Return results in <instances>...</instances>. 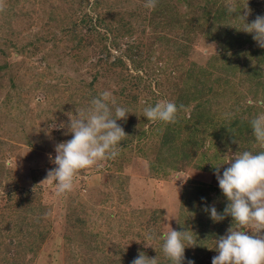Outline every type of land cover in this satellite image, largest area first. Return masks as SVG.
<instances>
[{
  "label": "rangeland",
  "instance_id": "1",
  "mask_svg": "<svg viewBox=\"0 0 264 264\" xmlns=\"http://www.w3.org/2000/svg\"><path fill=\"white\" fill-rule=\"evenodd\" d=\"M146 2L0 0V264H131L140 252L171 264L168 226L197 239L184 264L218 255L213 240L233 220L203 211L228 203L215 168L222 176L229 156L264 151L249 123L264 113V48L228 8L243 15L247 4L250 23L264 0ZM105 90L129 110L117 121L128 137L58 194L43 181L72 138L60 125ZM161 100L183 105L176 123L145 117Z\"/></svg>",
  "mask_w": 264,
  "mask_h": 264
},
{
  "label": "clouds",
  "instance_id": "2",
  "mask_svg": "<svg viewBox=\"0 0 264 264\" xmlns=\"http://www.w3.org/2000/svg\"><path fill=\"white\" fill-rule=\"evenodd\" d=\"M157 3L158 0H147L144 6L155 9ZM228 12L237 14L235 18L243 24L242 31L251 34L258 46L264 48V16L257 15L252 22H246L251 14L247 4L243 15L236 12L234 5ZM207 46L217 56L215 44ZM255 103L264 107V99ZM180 108L183 105L178 107L173 101L161 100L154 106L145 107L144 115L153 122L174 124ZM128 115L129 110L117 103L111 91L105 90L92 97L89 106L71 114L67 125L61 123L60 127L66 126L72 138L56 145L55 158L49 157L55 167L47 171L43 182L51 181L58 194L69 192L81 170L115 158L121 142L128 137L117 121H126ZM249 123L256 142L264 148V113L256 115ZM226 164L229 166L222 176L219 173L221 166L215 168L219 188L228 201L223 213L218 212L214 204L203 209L214 223L223 221L226 216L233 220L226 235L213 240L218 255L212 258L211 264H264V151L237 152L229 156ZM146 239L153 241L157 236L149 231ZM196 244L197 239L190 229L177 231L168 226L161 251L171 264H184L185 249ZM131 264H159V261L157 256L149 258L140 252Z\"/></svg>",
  "mask_w": 264,
  "mask_h": 264
},
{
  "label": "trees",
  "instance_id": "3",
  "mask_svg": "<svg viewBox=\"0 0 264 264\" xmlns=\"http://www.w3.org/2000/svg\"><path fill=\"white\" fill-rule=\"evenodd\" d=\"M118 63H120V64H122L121 63V59H117V60H115L112 64V66H117V64ZM139 76H137L136 77V75L135 76H131V75H127L126 77H123L122 78V81L123 82H125L126 80H128V83H131L132 85H138V84H140V81H141V79H139L138 78ZM130 92V94H131V91H129ZM130 97V102H132V101H135L136 100V98H135V96L134 95H132V97L130 96V95H128V98ZM129 104V103H128ZM125 142V141H124ZM40 220V219H39ZM17 256V255H16ZM18 257V256H17Z\"/></svg>",
  "mask_w": 264,
  "mask_h": 264
}]
</instances>
